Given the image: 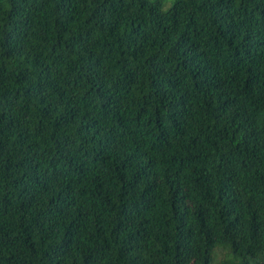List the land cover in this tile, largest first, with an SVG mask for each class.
Returning a JSON list of instances; mask_svg holds the SVG:
<instances>
[{"label": "trees", "instance_id": "1", "mask_svg": "<svg viewBox=\"0 0 264 264\" xmlns=\"http://www.w3.org/2000/svg\"><path fill=\"white\" fill-rule=\"evenodd\" d=\"M215 247L264 264V0H0V264Z\"/></svg>", "mask_w": 264, "mask_h": 264}, {"label": "rangeland", "instance_id": "2", "mask_svg": "<svg viewBox=\"0 0 264 264\" xmlns=\"http://www.w3.org/2000/svg\"><path fill=\"white\" fill-rule=\"evenodd\" d=\"M175 0H162L163 3V7L164 9H167ZM218 247H215L213 250V257H214V261L213 264H220V259H221V254L219 253V251H216ZM233 258V256H232ZM232 258H227V259H231V261H234ZM249 264H255L254 261H251Z\"/></svg>", "mask_w": 264, "mask_h": 264}]
</instances>
